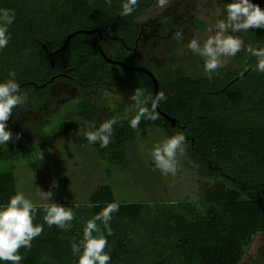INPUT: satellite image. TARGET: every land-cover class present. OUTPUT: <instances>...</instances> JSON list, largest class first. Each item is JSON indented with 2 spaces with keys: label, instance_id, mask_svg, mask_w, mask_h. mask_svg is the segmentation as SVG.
Here are the masks:
<instances>
[{
  "label": "trees",
  "instance_id": "16d2710c",
  "mask_svg": "<svg viewBox=\"0 0 264 264\" xmlns=\"http://www.w3.org/2000/svg\"><path fill=\"white\" fill-rule=\"evenodd\" d=\"M156 1L138 0L133 14L121 17L122 0H111V4L107 0H0V8L16 13L9 26V44L0 50V81L14 70L27 95V101L19 106L26 107L41 106L49 99L51 86L60 80L82 90L106 87L134 92L140 88L154 95V82L148 73L107 61L101 46L112 60L150 69L159 80L158 92L165 94L158 107L177 122L173 126L157 111V120L141 119L139 125H161L170 136L183 132L186 139L180 155L192 151L214 162L260 199H241L234 189L220 183L221 188L213 189L208 183L197 201L123 203L115 201L109 185H101L89 203L64 205L75 214L72 227L66 231L46 225L43 210H39L33 223L43 225V231L34 238L30 250H18L25 256L20 264H77L71 245L82 239L84 222L113 202L119 204V211L110 221L113 234L107 236L105 251L112 259L108 264H238L253 236L264 232V73L249 69L256 58L247 52L240 69H224L211 79L159 69L137 58L134 47L140 45L144 29L140 16ZM260 2L264 4V0ZM80 29L96 32L75 34L65 48L51 56L70 33ZM244 33L253 47L264 46V28ZM139 100L143 102L145 97ZM80 106L90 120L91 99L85 96ZM115 114L121 130L113 144L119 147L116 153L125 165L120 135L134 129L122 119V111ZM96 146L101 154L102 147ZM0 152L6 159L11 154V150L1 148ZM183 169L179 160L180 174ZM16 192L14 173L0 172V204H6Z\"/></svg>",
  "mask_w": 264,
  "mask_h": 264
},
{
  "label": "rangeland",
  "instance_id": "374dc122",
  "mask_svg": "<svg viewBox=\"0 0 264 264\" xmlns=\"http://www.w3.org/2000/svg\"><path fill=\"white\" fill-rule=\"evenodd\" d=\"M224 3L223 0H166L161 6L157 0L152 10L142 17L144 23L155 25V29L144 34L134 52L136 57L154 63L159 69L193 77L208 76L203 70V59L188 49L187 43L196 37L203 47L205 39L219 31L215 26L225 15ZM165 26L171 32L166 34L161 29L162 33H156L157 28ZM177 32L181 33L180 39L175 38ZM234 35L245 46L249 45L244 32ZM245 53L242 49L234 57H222L223 66L213 74L224 69H240ZM133 93L115 92L106 87L82 91L69 81L54 83L43 105L18 106L13 110L7 122L13 137L0 146L1 151L11 150V154L6 159L0 152V172L11 170L16 191L23 192L37 205L87 204L101 185H109L115 201L123 203L197 201L208 183L213 189L221 188L220 184L234 189L241 199H260L256 193L245 191L241 181L192 151L180 155L178 150L176 174H162L151 156L154 145L171 137L161 125H139L132 131L122 132L120 148L127 158L125 165L116 153L119 147L113 144L121 130L119 123L112 126L113 138L99 154L97 146L90 145L83 132L116 117L117 110L134 115L137 101L130 99ZM85 96L92 102L90 120L80 106ZM179 160L184 164L182 174L178 170ZM42 191H52L49 201L42 200ZM257 257L264 263V232L253 236L238 264H249Z\"/></svg>",
  "mask_w": 264,
  "mask_h": 264
},
{
  "label": "clouds",
  "instance_id": "9594fccd",
  "mask_svg": "<svg viewBox=\"0 0 264 264\" xmlns=\"http://www.w3.org/2000/svg\"><path fill=\"white\" fill-rule=\"evenodd\" d=\"M107 3L111 4V0H107ZM158 3L163 6L166 0H158ZM137 5L138 0H122L119 15L126 17L133 14ZM223 12L224 17L215 26L219 31L206 38L203 47L200 46L198 38L190 39L187 43L188 49L203 59V70L209 79L223 66L222 57H234L242 49L256 58L254 71L264 73V46L253 47L251 44L245 46L243 40L234 35L252 28H264V8L253 0H227L223 5ZM15 19L14 9L0 8V50L9 44L11 39L9 26ZM175 38L180 39L181 33H175ZM141 96L145 97L143 102L139 100ZM130 99L137 101L135 114L129 116L125 113L122 119L127 120L129 127L136 129L141 119L151 121L158 119L157 107L160 101L165 99V94L161 91L153 97L136 88ZM26 101L27 95L16 80V72L9 70L7 78L0 81V146L6 145L13 137L7 122L13 110ZM117 123L116 117L107 119L100 123L99 127L92 125L93 130L84 131L83 135L90 145L99 144L100 147L107 148L113 138L112 126ZM16 139H19V134ZM185 139L183 132H180L154 145L151 156L162 174H176L177 152ZM52 195V191H42L41 198L49 201ZM41 209L44 213L43 221L49 227L56 225L64 231L72 227L71 222L75 214L71 207L56 202L37 205L23 192L18 191L9 197L6 204H0V264L5 261L20 264L25 258L18 250L22 247L30 250L34 238L43 231V225L33 223ZM118 211V203H109L84 222L82 239L79 243L73 242L71 245L73 254L78 257L77 264H108L112 259L110 252L105 251V248L108 244L107 236L113 234L110 226L112 214ZM98 221L103 225V230Z\"/></svg>",
  "mask_w": 264,
  "mask_h": 264
},
{
  "label": "water",
  "instance_id": "95a60500",
  "mask_svg": "<svg viewBox=\"0 0 264 264\" xmlns=\"http://www.w3.org/2000/svg\"><path fill=\"white\" fill-rule=\"evenodd\" d=\"M254 1H255L256 3H258V4L264 6V4H263L262 2H260V0H254ZM79 32H85V33H89V34H91V33H93V32H96V30H95V29H92V30L80 29V30H77V31H75V32H73V33H70V34L67 36L64 45H62L59 49H57V50L51 52V56H53L55 53H57L58 51H60V50H62L63 48H65V47L68 45L70 39H71L75 34H77V33H79ZM44 47H46V46H44ZM99 50H100V52L102 53V55L104 56V58H105L107 61H109V62H117V63H119L120 65H122L123 67H125L126 69H130V70H140V71H144V72L148 73L149 76L152 78V80H153V82H154V95H153V97L158 93V90H159V80H158L157 76H156V75H155L150 69H148V68H146V67H143V66H131V65H128V64H126V63H124V62H121V61H115V60H112L111 58H109V57L105 54V52L103 51V49L101 48V46H99ZM52 62H53V61H52ZM53 63H54V62H53ZM253 67H254V65L250 66L249 69H251V68H253ZM245 73H246V71H245L244 73H242V75H244ZM53 78H54V77H52L51 80H53ZM157 111L160 112V113H161L166 119H168V120L171 122V124H172L173 126H175V125L177 124L175 118H173V117L167 115V114H166L165 112H163L159 107H157Z\"/></svg>",
  "mask_w": 264,
  "mask_h": 264
},
{
  "label": "flooded vegetation",
  "instance_id": "af4514ba",
  "mask_svg": "<svg viewBox=\"0 0 264 264\" xmlns=\"http://www.w3.org/2000/svg\"><path fill=\"white\" fill-rule=\"evenodd\" d=\"M224 1V0H223ZM156 3V2H155ZM154 6V5H153ZM153 8V7H152ZM152 8H150V9H148V10H146L141 16H140V20H141V22H142V24L144 25V29L142 30V34H141V40L143 39V37H144V34L145 33H147V32H150L151 30H153V29H155V25H150V24H146V23H144L143 21H142V17H143V15H145L148 11H150V10H152ZM163 17H161L160 19H162ZM159 19V20H160ZM157 23H159V22H157ZM157 23H156V25H157ZM166 27H167V29H166ZM163 30V29H165L164 31H163V33H166V34H168L169 32H171V28L170 27H168V26H165V27H162V28H157L156 29V33L157 34H159V33H162V31H160L159 32V30ZM173 29H175V28H173ZM137 49V46L136 47H134V52H135V50ZM133 52V53H134ZM134 55H135V53H134ZM60 81H67V80H60ZM77 87V86H76ZM80 90H82V89H80ZM82 91H85V90H82ZM125 92V91H124ZM46 102V101H45ZM44 102V103H45ZM43 103V104H44ZM42 104V105H43ZM259 259L260 258H255V259H253V260H251L250 262H249V264H264V263H261L260 261H259Z\"/></svg>",
  "mask_w": 264,
  "mask_h": 264
}]
</instances>
